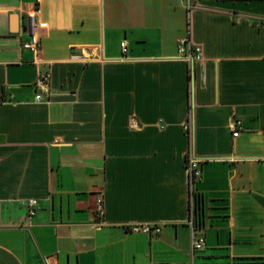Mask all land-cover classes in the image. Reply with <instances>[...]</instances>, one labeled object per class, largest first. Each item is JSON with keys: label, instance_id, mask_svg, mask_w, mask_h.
<instances>
[{"label": "crops", "instance_id": "obj_1", "mask_svg": "<svg viewBox=\"0 0 264 264\" xmlns=\"http://www.w3.org/2000/svg\"><path fill=\"white\" fill-rule=\"evenodd\" d=\"M0 264H264V0H0Z\"/></svg>", "mask_w": 264, "mask_h": 264}, {"label": "built area", "instance_id": "obj_2", "mask_svg": "<svg viewBox=\"0 0 264 264\" xmlns=\"http://www.w3.org/2000/svg\"><path fill=\"white\" fill-rule=\"evenodd\" d=\"M37 12L38 7L35 3H31L30 7L25 10L26 16V32L28 39L22 42L23 47L35 50L37 48V37H36V23H37ZM188 31V30H187ZM122 51L125 50V42L120 43ZM176 52L178 57L183 59L187 64L188 73L192 72L193 64L202 58V50L198 43L191 41L186 33L184 36L178 37L176 39ZM49 80V72L47 70L40 71L35 80L34 85L37 90H46V86ZM39 95L36 94V97ZM229 128L231 129V135H236L238 129L241 126V119L233 117L230 119ZM204 158L196 156L191 152L190 149L186 151L185 154V171H186V184L188 190V200H189V218L188 221L193 226V216H194V182L198 180L201 176V162ZM34 198H29L26 200L27 215L30 216L34 212L33 205L35 204ZM95 215L100 217L102 214V197L97 196L94 204ZM131 230H140L148 233L150 236H154L160 230V223H137L129 226ZM205 241L201 233H195L192 228V239H191V249L196 250L204 247Z\"/></svg>", "mask_w": 264, "mask_h": 264}]
</instances>
